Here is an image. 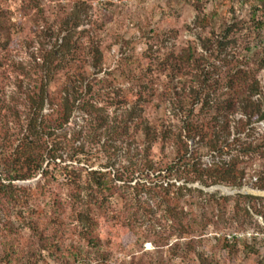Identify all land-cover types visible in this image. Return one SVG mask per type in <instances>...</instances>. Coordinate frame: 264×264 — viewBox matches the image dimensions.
<instances>
[{"label":"trees","instance_id":"1","mask_svg":"<svg viewBox=\"0 0 264 264\" xmlns=\"http://www.w3.org/2000/svg\"><path fill=\"white\" fill-rule=\"evenodd\" d=\"M88 4L77 0L68 11L57 15L55 27L47 24L37 32L40 45L31 53L29 63H20L15 72L16 91L0 127V264H111V253L95 233L98 219L92 207L109 212L108 219L135 232L138 213L140 218L154 219L156 228L143 234L145 239L153 236L161 242L154 241L156 248L150 264H164V258L155 255L162 254L161 246L165 245L169 258L171 255L183 262L191 259L196 264H222L205 244L209 235L232 256L240 250L248 255L258 253L235 232L244 226L240 215L250 212L245 198L254 196H217L204 189L219 184L241 188L250 181L264 189L263 171L253 166L258 158V143L251 137L249 127L264 118V104L243 90L248 71L238 64L229 67L225 96L203 82L187 97L166 95L173 116L183 122L170 138L163 128H154L137 113L141 97L144 101L140 108H144L159 94L157 83L148 81L145 93L139 92L133 101L131 96L115 97L109 72L99 76L103 69L101 42L77 36L79 27L91 22ZM4 25L0 20V33ZM94 25L91 24L93 30ZM46 37L53 39L52 44L42 42ZM85 53L87 61L81 59ZM249 89L255 93L259 86L253 84ZM161 95L165 96L163 92ZM114 103L123 106L122 111L112 114ZM76 110L81 112L84 124L70 133L67 126ZM236 111L241 112L238 119ZM143 120L146 124L138 130ZM136 131L146 141L133 148L131 140L135 141ZM243 133L246 139L241 138ZM162 135L170 138L176 148L175 157L159 158L152 153L151 136ZM88 143L106 147L109 161L97 168L67 165L56 169L76 188L77 220L86 243L51 255L54 247L41 228L39 231V217L30 207V202L36 204L32 202L33 191L43 194L38 184L42 179L34 188L16 181L39 172L41 177H49L57 159L88 154ZM101 147L97 152H103ZM206 154L211 155L209 161L204 159ZM161 209V217L171 220L167 229L160 227L161 218L156 214ZM171 238L175 239L172 243ZM257 264H264V255Z\"/></svg>","mask_w":264,"mask_h":264},{"label":"rangeland","instance_id":"2","mask_svg":"<svg viewBox=\"0 0 264 264\" xmlns=\"http://www.w3.org/2000/svg\"><path fill=\"white\" fill-rule=\"evenodd\" d=\"M76 1L0 0V20L5 23L3 33H0V127L3 125L2 115L11 105L16 91L15 72L20 63H29L31 53L40 45L36 33L47 24L55 27L57 15L68 11ZM81 1L89 3L91 22L81 25L77 36L101 42L103 69L99 76H103L105 71L109 72L115 97L131 96L133 101L140 96L139 92L145 93L148 81L157 83L159 94L150 106L144 108H140L144 101L141 97L137 113L147 118L154 128H163L170 138L180 130L183 122L173 116L170 98L166 95L187 97L203 82L225 96L226 80L229 78L227 70L233 64L248 71V82L243 90L254 100L262 99L264 104V0ZM92 23H95L94 30L91 29ZM42 42L50 45L53 39L46 37ZM81 59L88 60L86 53ZM253 84L259 86L258 92L250 91ZM162 92L165 96L161 95ZM118 105L114 103L111 106L112 114L118 109V113L122 111L123 106ZM45 109L48 111L49 106ZM140 109H144V112ZM235 117L240 118L241 112L236 111ZM83 124L82 114L76 110L67 127L72 133L73 129ZM144 124L146 121L143 120L138 130ZM249 127H252L251 137L258 143V158L253 166H259L264 174V118L250 123ZM139 133L136 131L135 141L131 140L133 148L146 141ZM170 138L151 136L150 139L154 141L152 153L156 157L176 156L177 150L171 145ZM241 138L246 139V133ZM89 146L92 145L88 143L85 147V151H91L88 154H74V158L65 155L63 159H57L49 177L43 178L39 172L32 178L16 181L21 186L34 188L42 179L38 184L43 187V194L33 191L32 202L36 201V204L30 202V207L39 217V231L41 228L44 237L54 247L51 255L54 252H68L76 245L86 243L82 236V225L77 220L74 202L76 188L69 185L64 175L56 169L67 165L97 168L109 161L106 147L104 149L97 144L92 148ZM100 147L103 152H97ZM204 159L209 161L211 155H204ZM252 180H255V176ZM195 186L200 187L198 183ZM204 189L217 196H235L237 193L254 196L253 199L245 198L251 207L250 212L240 215L244 226L235 232L239 233L243 243L259 250L258 253L248 255L240 250L232 256L214 240L213 235L206 237L205 244L211 253L220 258L222 264H257L260 256L264 255V189L255 187L252 181L246 182L241 188L219 184ZM90 210L98 219L95 233L101 237L107 252L111 253V264H150L152 251L156 248L154 241L158 244L161 242L153 236L145 239L143 234L155 227L157 222L154 219L140 218L138 213L134 223L135 232L108 219L111 215L109 212L105 213L96 207ZM156 214L161 218L160 227L167 229L171 220L161 217L162 209ZM223 220H227V217ZM137 233L141 238H138ZM174 241V238L169 240L170 243ZM161 248L163 253L155 256L163 257L164 264H196L191 259L183 262L171 258V255L169 258L168 246Z\"/></svg>","mask_w":264,"mask_h":264}]
</instances>
